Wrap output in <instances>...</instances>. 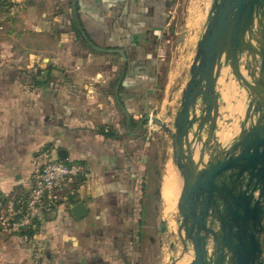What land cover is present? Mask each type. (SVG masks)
<instances>
[{"label":"crops","instance_id":"0c3cea01","mask_svg":"<svg viewBox=\"0 0 264 264\" xmlns=\"http://www.w3.org/2000/svg\"><path fill=\"white\" fill-rule=\"evenodd\" d=\"M14 1L18 11L4 18ZM174 2L0 0V195L28 189L45 155L60 149L86 168L76 202L31 236H0V264H144L148 253L153 264L179 261L160 259L149 233L154 198L165 210L166 190L177 196L181 182L169 161L154 190L153 128L142 121L161 98ZM78 202L86 213L75 218Z\"/></svg>","mask_w":264,"mask_h":264},{"label":"water","instance_id":"95a60500","mask_svg":"<svg viewBox=\"0 0 264 264\" xmlns=\"http://www.w3.org/2000/svg\"><path fill=\"white\" fill-rule=\"evenodd\" d=\"M45 76L46 72L38 79ZM220 78L235 81L245 93L238 131L222 143L215 132L220 107L228 103H220ZM149 118L170 136L171 163L181 182L172 228L181 256L174 262L189 254L188 264H264V0H211L173 129L150 115L142 121ZM57 156L66 158L62 149ZM234 176L248 178L246 189L232 191L225 180ZM192 194L203 195L205 203L223 202L216 214L219 228L210 230L213 250L197 231L190 233L194 220L189 227L186 203ZM70 210L75 218L86 213L83 202ZM160 223L164 232L166 222Z\"/></svg>","mask_w":264,"mask_h":264},{"label":"rangeland","instance_id":"374dc122","mask_svg":"<svg viewBox=\"0 0 264 264\" xmlns=\"http://www.w3.org/2000/svg\"><path fill=\"white\" fill-rule=\"evenodd\" d=\"M210 4L211 0H175L170 10L169 23L167 25L164 41L165 44L161 55V98H158V107H156L151 116L152 118H159L161 122L165 123L166 126L171 129H173L172 122L180 105L182 90L189 78V68L196 53V44L205 27L206 16ZM223 83L226 86L225 91L227 94L224 96L221 92L223 104L240 103L242 106V103L245 101L244 91L241 89L239 90L235 81L225 83L223 79L220 78L219 86H222ZM231 84H234L235 88L238 90L236 89L233 91L230 86ZM228 111L227 107H221L222 119L218 124L217 130L220 132L223 128H226L228 134L227 139L222 140L223 142L227 141L238 131V125L243 115V111H233L232 113ZM147 120L145 122V127L148 128L151 126V128H153L152 136L154 139L151 141V145L155 147V164L157 166L155 169L157 173H159L157 174L158 179L155 181L153 188L157 191L159 190V181L161 180L166 163L169 161L172 162V144L170 136L163 128L153 120H151V122ZM154 203L157 208L152 218L153 229L149 233L152 234L155 240L158 239L159 246H154V251L155 248L159 251L160 259L164 260V258H169L170 256L176 259L181 256L180 241L175 233L172 232V228H176L174 220L177 211H171L169 214L165 213L164 201L161 196L157 195L154 198ZM161 219H164L167 225L164 232L160 231ZM144 239V243H146L148 236H145ZM169 243L173 244V246H169ZM148 249L150 250V248ZM189 258L188 255H185L183 259L187 260ZM152 260V256L148 253V255L145 254L143 263L153 264Z\"/></svg>","mask_w":264,"mask_h":264},{"label":"built area","instance_id":"2783aa9c","mask_svg":"<svg viewBox=\"0 0 264 264\" xmlns=\"http://www.w3.org/2000/svg\"><path fill=\"white\" fill-rule=\"evenodd\" d=\"M18 9L19 3L11 2L3 17L15 14ZM4 18L0 20V29ZM85 171L80 162H68L59 158L57 153L55 156L46 154L33 173L28 189L0 195V236L37 231L46 215L76 202V183Z\"/></svg>","mask_w":264,"mask_h":264},{"label":"flooded vegetation","instance_id":"af4514ba","mask_svg":"<svg viewBox=\"0 0 264 264\" xmlns=\"http://www.w3.org/2000/svg\"><path fill=\"white\" fill-rule=\"evenodd\" d=\"M225 181L231 186L232 191L235 193L240 189H246L248 178L239 177L237 179L236 176H234L231 179L227 178ZM253 186L254 182H251L248 188L251 189ZM188 202L189 203H186L187 225L190 227L191 221L194 220V225L190 233L195 234L197 231V235L205 239L207 249L213 250L215 246L210 230L217 231L219 228L216 214L218 210H223V202L218 199H212L211 201L207 200L205 203L203 195L197 196L195 194L189 197ZM197 226H199V230Z\"/></svg>","mask_w":264,"mask_h":264},{"label":"bare ground","instance_id":"6f19581e","mask_svg":"<svg viewBox=\"0 0 264 264\" xmlns=\"http://www.w3.org/2000/svg\"><path fill=\"white\" fill-rule=\"evenodd\" d=\"M208 1V0H207ZM209 4V3H208ZM210 7V6H209ZM226 72V70H223V74ZM219 82H220V79H219ZM231 86V88H232V90L233 91H235L237 88H235V86H234V84H231L230 85ZM226 86H225V84L223 83L222 84V88H221V92L224 94V96L225 95H227L226 94ZM238 90V89H237ZM240 90V89H239ZM240 93V92H239ZM243 96V95H242ZM238 97H239V95H238ZM244 99V98H243ZM245 100V99H244ZM243 100V101H244ZM231 111V113L233 112V111H243V107L241 106V104L239 103V104H236V105H232V104H230V103H228V106H227V111ZM228 111V112H229ZM237 113V112H236ZM238 114V113H237ZM232 115V114H231ZM231 117V116H230ZM217 137L219 138V141H221V142H223L222 140H226L227 139V137H228V134H227V132H226V128H223L220 132H218L217 133ZM204 159L206 160V157L204 156ZM179 180V179H178ZM180 181V180H179ZM178 181V183H177V185H176V187L178 188L179 187V182ZM176 195V193H174L173 192V190L172 189H167L166 190V195L164 196V198H165V201H166V207H165V210H164V212L165 213H167V214H169V212H173L174 211V209H175V202H176V199H177V196H175ZM188 255V258L190 257L189 256V254H187ZM188 260L189 259H187V261L185 260V259H183V260H179L178 262H177V264H188Z\"/></svg>","mask_w":264,"mask_h":264},{"label":"trees","instance_id":"16d2710c","mask_svg":"<svg viewBox=\"0 0 264 264\" xmlns=\"http://www.w3.org/2000/svg\"><path fill=\"white\" fill-rule=\"evenodd\" d=\"M77 26H78V25H77ZM78 27H79V29L82 31V27H81L80 25H79ZM33 81H34V82H37L36 78H33ZM82 177H83V176H82ZM82 177H80V178L78 179L77 183L82 179ZM77 183H76V185H77ZM40 225H41V223H40ZM39 228H40V227H39ZM35 232H36L35 230H29V231L26 232V235L31 236V235H33ZM263 235H264V230H263ZM263 247H264V239H263Z\"/></svg>","mask_w":264,"mask_h":264}]
</instances>
